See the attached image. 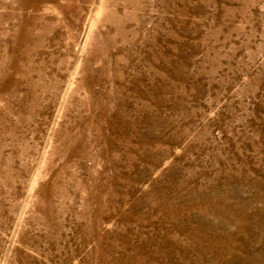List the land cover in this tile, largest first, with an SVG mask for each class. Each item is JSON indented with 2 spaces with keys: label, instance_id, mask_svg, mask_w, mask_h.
<instances>
[{
  "label": "rangeland",
  "instance_id": "374dc122",
  "mask_svg": "<svg viewBox=\"0 0 264 264\" xmlns=\"http://www.w3.org/2000/svg\"><path fill=\"white\" fill-rule=\"evenodd\" d=\"M0 264H264V0H0Z\"/></svg>",
  "mask_w": 264,
  "mask_h": 264
}]
</instances>
